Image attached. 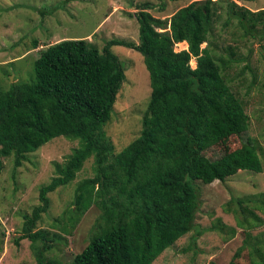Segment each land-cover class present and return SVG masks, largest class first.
<instances>
[{
	"label": "trees",
	"instance_id": "1",
	"mask_svg": "<svg viewBox=\"0 0 264 264\" xmlns=\"http://www.w3.org/2000/svg\"><path fill=\"white\" fill-rule=\"evenodd\" d=\"M214 2L193 0L169 19L155 17L144 4L135 13L137 42L111 38L99 49L84 37L64 38L40 49L33 78L10 83L0 108V172L4 158L13 156L16 168L26 153L53 138L77 140L63 162L53 163L54 176L39 187L40 204L24 215L20 238L31 241L38 264H61L45 253L62 235L33 231L48 211V193L73 181L90 157L94 174L77 183L71 204L51 224L69 233L91 206L99 209L86 246L71 264H152L195 228L198 182L223 180L204 151L248 128L244 105L221 73L230 60L219 64L208 43ZM234 6L229 3L228 18L238 20L244 35L264 38V28L256 29L264 11L237 13ZM178 42L187 48L175 50ZM32 45L37 47V41ZM112 45L143 56L154 103L142 132L118 152L103 130L125 75ZM255 219L261 222L258 215ZM248 246L257 255L250 264H264V237Z\"/></svg>",
	"mask_w": 264,
	"mask_h": 264
},
{
	"label": "rangeland",
	"instance_id": "2",
	"mask_svg": "<svg viewBox=\"0 0 264 264\" xmlns=\"http://www.w3.org/2000/svg\"><path fill=\"white\" fill-rule=\"evenodd\" d=\"M191 1L0 0V108L10 83L33 78V60L40 49L64 38L77 37H84L99 49L111 38L137 42L135 13L141 6L149 4L152 15L169 19ZM229 3L235 4L237 13L246 8L256 14L264 11V0H215L208 34L217 62L230 60L228 66L221 67V73L244 105L248 128L204 151L223 180L215 179L209 184L198 182L195 228L177 239L152 264H250L257 255L249 253L248 243L264 237V204L259 202L264 201V38L244 35L238 20L228 18ZM261 16L262 24L256 26L259 33L264 28V13ZM34 40L38 44L35 48ZM174 48L185 49L187 43H175ZM111 51L121 61L125 75L113 97L112 113L103 130L118 152L142 132L154 103L143 56L122 45H112ZM190 65L195 66L194 58ZM76 146L77 140L59 136L26 153L16 168L13 156L3 159L0 264H38L31 241L20 238L24 215L31 214L32 208L40 204L39 187L54 176L53 163L63 162ZM93 167L90 157L73 181L48 193V211L41 213L33 228V231L39 228L57 231L63 237L45 253L48 259L71 264L89 240L92 224L100 213L94 205L80 216L69 233L51 224L71 204L77 183L94 174ZM238 199L242 200L241 204ZM257 215L261 222L255 219ZM245 238L248 243L244 242ZM35 244L41 246L39 241ZM239 247L243 250L233 259Z\"/></svg>",
	"mask_w": 264,
	"mask_h": 264
}]
</instances>
